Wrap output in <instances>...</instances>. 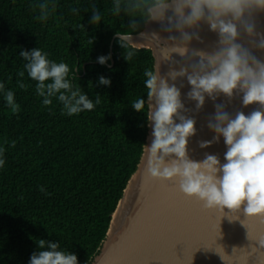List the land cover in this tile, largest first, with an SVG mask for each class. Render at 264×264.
<instances>
[{"label":"trees","instance_id":"obj_1","mask_svg":"<svg viewBox=\"0 0 264 264\" xmlns=\"http://www.w3.org/2000/svg\"><path fill=\"white\" fill-rule=\"evenodd\" d=\"M111 7V0H0V82L20 106L13 113L0 95V264H28L39 239L89 264L137 168L149 121L143 72L154 66V56L114 38L139 32L145 21L123 9L113 16ZM93 10L102 14L97 25L90 23ZM119 40L136 50L132 61L123 58ZM34 48L68 64L73 83L90 99L100 95V105L71 117L61 114L55 98L44 106L36 82L19 75L25 63L20 51ZM109 54L105 65L96 61ZM100 76L110 86L99 85ZM139 98L143 112L131 107Z\"/></svg>","mask_w":264,"mask_h":264},{"label":"clouds","instance_id":"obj_2","mask_svg":"<svg viewBox=\"0 0 264 264\" xmlns=\"http://www.w3.org/2000/svg\"><path fill=\"white\" fill-rule=\"evenodd\" d=\"M111 4L109 11L113 16H119L123 9L145 22L159 23L167 33L166 36L156 32L140 34L154 52V66L143 72L152 127L151 144L145 146L148 176L175 180L181 193L195 197L206 209L219 210L229 221L238 218L232 214L239 212L244 202L246 217H264V62L238 42L244 35L255 49L264 51V33L256 31L253 20L255 13L264 12V0H111ZM71 13L78 15L79 9L72 8ZM101 20L102 14L93 10L90 23L97 25ZM202 23L218 36L216 50L212 52L190 47L194 40L203 43L197 30ZM136 28L133 23L132 30ZM88 43L92 45L93 39L88 38ZM119 43L124 49L123 58L132 61L136 50L126 42L119 40ZM173 54L185 62L173 59ZM19 55L25 61L19 75L23 77L26 73L36 82L35 91L43 98L44 106L51 105L55 98L62 105L61 114L71 117L100 105V95L90 99L73 83L75 74L69 76L71 70L65 62L49 59V54L40 48L22 50ZM110 59L109 54L97 57L96 61L105 65ZM163 62H169L166 76L160 73ZM178 78H186L191 86L186 97L195 102L196 110L204 105L206 97L215 100L223 95L231 99L234 93L243 94V106L259 105L248 116L237 112L234 117L224 110L223 104L215 105L214 115L207 123L213 138L200 141L199 147H209L223 138L227 149L223 164L211 154H206L202 161L189 158L187 143L195 134L196 121L182 114L188 110L181 101L180 88L168 82ZM110 83L104 76L98 78L99 85L110 86ZM18 86L26 87L23 82ZM0 95L13 113L20 111L14 92L6 89L3 82H0ZM131 107L143 112L145 100L139 98ZM4 152L5 148L0 146V169L5 165ZM225 208L230 213H225ZM258 242L264 247V239ZM36 245L37 251L30 256L28 264H78L77 256L62 249L59 243L39 239Z\"/></svg>","mask_w":264,"mask_h":264},{"label":"water","instance_id":"obj_3","mask_svg":"<svg viewBox=\"0 0 264 264\" xmlns=\"http://www.w3.org/2000/svg\"><path fill=\"white\" fill-rule=\"evenodd\" d=\"M253 20L256 31L264 33V12L255 13ZM197 30L203 43L194 40L190 47L207 52L216 50L217 34L203 23ZM152 32L167 35L159 23L149 21L137 33L116 34L114 38L118 37L136 48H149L153 52L151 45L144 42L140 35ZM238 42L264 62V51L255 49L248 37L241 35ZM173 59L185 62L176 54H173ZM169 70V62L161 63V75L166 76ZM168 82L180 88L181 101L188 110L182 114L196 121L195 134L187 143L189 158L202 161L206 154H211L216 155L223 164L227 150L223 138L209 147H199L200 141H211L213 138L214 133L208 129L207 123L214 115L215 105L223 104L224 110L232 117L237 112L248 116L258 110L259 105L243 106V94L234 93L231 99L223 95L215 100L206 97L204 105L196 110L195 102L186 97L191 87L186 78ZM151 133V122L148 121V134L137 168L111 214L109 228L99 251L89 264H264V247L258 242L264 239V217H246L243 213L244 202L240 211L232 214L233 218H238L229 221L227 216H221L219 210L206 209L195 197L181 193L175 180L149 177L145 146L151 144ZM224 212L230 213V210L225 208Z\"/></svg>","mask_w":264,"mask_h":264}]
</instances>
